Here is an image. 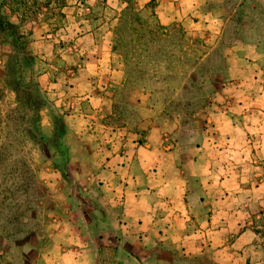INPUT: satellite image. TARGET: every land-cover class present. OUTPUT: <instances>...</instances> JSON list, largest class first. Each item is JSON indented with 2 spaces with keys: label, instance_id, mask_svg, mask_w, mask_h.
<instances>
[{
  "label": "crops",
  "instance_id": "1",
  "mask_svg": "<svg viewBox=\"0 0 264 264\" xmlns=\"http://www.w3.org/2000/svg\"><path fill=\"white\" fill-rule=\"evenodd\" d=\"M129 2L151 6L163 25L200 22L201 0H61V19L89 18L74 16L82 31L70 45L43 36L51 134L53 117H62L66 151L65 174L53 146L43 259L264 264V38L254 60L242 47L230 50L206 122L180 137L157 122L148 90L129 99L131 112L120 110L126 79L111 22Z\"/></svg>",
  "mask_w": 264,
  "mask_h": 264
},
{
  "label": "rangeland",
  "instance_id": "2",
  "mask_svg": "<svg viewBox=\"0 0 264 264\" xmlns=\"http://www.w3.org/2000/svg\"><path fill=\"white\" fill-rule=\"evenodd\" d=\"M60 5L61 0H0L2 14L15 24L12 31L0 28V264H48L43 255L51 239L56 153L51 54L43 51V36L51 43L53 32L64 46L82 31L77 14L59 17ZM120 13L111 22L126 79L118 89L120 110L131 112L129 99L148 90L157 122L180 137L206 122L209 102L225 81L230 50L234 55L242 47L254 60V46L264 38V0H201L194 25L160 24L151 6L130 2ZM69 32L72 37L65 36Z\"/></svg>",
  "mask_w": 264,
  "mask_h": 264
},
{
  "label": "trees",
  "instance_id": "3",
  "mask_svg": "<svg viewBox=\"0 0 264 264\" xmlns=\"http://www.w3.org/2000/svg\"><path fill=\"white\" fill-rule=\"evenodd\" d=\"M0 28L2 29H11L14 30L15 24L10 22L0 10ZM14 33V32H13ZM53 133L51 134V144L55 147L56 151L59 153L61 159V168L66 174V151L62 142V137L64 134V123L62 117L54 116L53 117Z\"/></svg>",
  "mask_w": 264,
  "mask_h": 264
},
{
  "label": "built area",
  "instance_id": "4",
  "mask_svg": "<svg viewBox=\"0 0 264 264\" xmlns=\"http://www.w3.org/2000/svg\"><path fill=\"white\" fill-rule=\"evenodd\" d=\"M85 10L88 12V8L86 7Z\"/></svg>",
  "mask_w": 264,
  "mask_h": 264
}]
</instances>
